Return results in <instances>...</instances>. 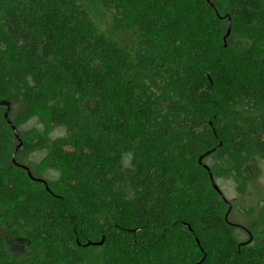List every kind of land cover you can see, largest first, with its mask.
<instances>
[{"label":"trees","instance_id":"1","mask_svg":"<svg viewBox=\"0 0 264 264\" xmlns=\"http://www.w3.org/2000/svg\"><path fill=\"white\" fill-rule=\"evenodd\" d=\"M96 1L110 35L80 0H0V102L44 107L66 133L15 148L48 149L55 188L13 163L0 106V264H87L103 240L98 264H264V201L234 223L217 183L257 190L264 0Z\"/></svg>","mask_w":264,"mask_h":264},{"label":"rangeland","instance_id":"2","mask_svg":"<svg viewBox=\"0 0 264 264\" xmlns=\"http://www.w3.org/2000/svg\"><path fill=\"white\" fill-rule=\"evenodd\" d=\"M84 7L90 14L91 17V26L96 34H107L110 35L111 27L113 26V18L111 14H109L102 5L96 0H80ZM189 4V2H188ZM189 9H192L191 6ZM112 35V34H111ZM113 36V35H112ZM119 39V36L113 37ZM125 39L124 37L121 38ZM129 39V38H127ZM145 78L146 75L143 73L140 75V78ZM142 78V80H143ZM14 101L12 102L11 111H9V120L17 130L20 135L21 142L24 140L32 139L35 137H43L48 141L49 147L58 141L59 139L64 138L65 130L63 128L52 127L48 123L46 110L44 107H34L22 102L18 96H14ZM7 108L3 107L2 112H6ZM11 127V126H10ZM12 128V127H11ZM14 130L12 128V132H8L9 137L12 136ZM20 145V141L16 139L13 142V145L10 146L12 148V160L16 146ZM17 156V153H16ZM49 150L46 148L29 152L26 154H22L19 158L15 157V161L17 160L22 166L28 167L31 172L40 177L41 179L47 181L54 187H58L64 178L65 170L63 171H50L45 167L46 162L48 161ZM14 163V162H13ZM15 164V163H14ZM12 177H18L17 172H12L10 174ZM218 186H220L223 191L225 197L232 204L234 211L237 209L236 207L246 206V205H256L260 201H264V162L261 166V173L258 179L257 190L253 191L249 196L241 195L237 192L235 185H233L226 178H222L217 180ZM25 188H35L32 185L24 184ZM232 221L234 223H238L241 225H247L248 221L244 217H242L237 211L233 212ZM250 236L247 233L241 235L242 241L249 240ZM102 250L97 247H90L83 249V256L87 264H98L100 259V255Z\"/></svg>","mask_w":264,"mask_h":264},{"label":"water","instance_id":"3","mask_svg":"<svg viewBox=\"0 0 264 264\" xmlns=\"http://www.w3.org/2000/svg\"><path fill=\"white\" fill-rule=\"evenodd\" d=\"M231 27H232V25H231V20L229 19L228 31H227V33H226L227 35H226L225 41H226V39L230 36V33H231ZM0 106H1V107H6V108H7V111L5 112V118H6V120L8 121V123L11 125V127L13 128L14 133H15V136H16L17 139L20 141V145H19V147H21V146H22V142H21L20 135L18 134L17 130L15 129V127L13 126V124L10 122L9 117H8V115H9V113H10L9 111H11V108H12V104L6 100V101H3V102H0ZM17 151H18V148L16 149L15 152H13V153H14V155H13V162H14L15 164H17L16 161H15V157H16V152H17ZM211 153H212V152L206 153L205 155H203L202 157H200V159H199V163L202 164V161L204 160V158L210 156ZM204 168L208 171V173H209V175H210L211 182H212V184H213L214 189H215L216 191L220 192L218 186H216V183L214 182V179H213V177H212V174H211L209 168H208L207 166H204ZM24 169H25V171L27 172L28 176H29L31 179H34V178L32 177L31 171H30L28 168H24ZM45 185H46V184H45ZM46 189L48 190V186H47V185H46ZM229 211H231V206H229ZM103 243H104V240H103L102 242H100V243H97V244L89 243V244H87L85 247H100V246L103 245Z\"/></svg>","mask_w":264,"mask_h":264}]
</instances>
